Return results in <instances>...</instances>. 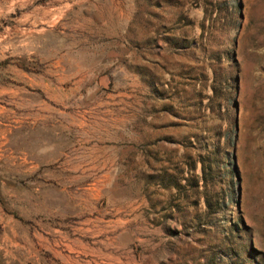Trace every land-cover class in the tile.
Here are the masks:
<instances>
[{
  "label": "rangeland",
  "instance_id": "1",
  "mask_svg": "<svg viewBox=\"0 0 264 264\" xmlns=\"http://www.w3.org/2000/svg\"><path fill=\"white\" fill-rule=\"evenodd\" d=\"M0 264H264V0H0Z\"/></svg>",
  "mask_w": 264,
  "mask_h": 264
},
{
  "label": "trees",
  "instance_id": "2",
  "mask_svg": "<svg viewBox=\"0 0 264 264\" xmlns=\"http://www.w3.org/2000/svg\"><path fill=\"white\" fill-rule=\"evenodd\" d=\"M230 81L231 79L228 78L226 80L227 84ZM226 159V153L220 154L219 149L207 151L204 155H198L194 160H186L183 168L177 166L175 173L163 175L160 179V184L166 188L172 187L175 189L177 195L184 196L185 198L196 194L198 198H200V195L204 196V202L206 204L205 212H213L215 202L211 200L214 198L210 187L211 184H215L216 181H222L227 185V189L231 190L233 187V177L236 176L234 164L230 165ZM198 163L199 172L196 173ZM185 170H187V175L184 174ZM224 191L223 189L220 196V203H216L219 208L224 205ZM215 201L217 202V200Z\"/></svg>",
  "mask_w": 264,
  "mask_h": 264
}]
</instances>
